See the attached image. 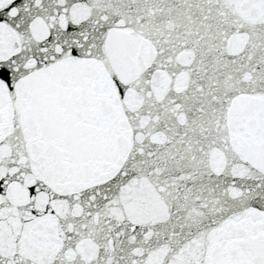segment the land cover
<instances>
[{"label": "snow or ice", "instance_id": "6c2138e0", "mask_svg": "<svg viewBox=\"0 0 264 264\" xmlns=\"http://www.w3.org/2000/svg\"><path fill=\"white\" fill-rule=\"evenodd\" d=\"M0 264H264V0H0Z\"/></svg>", "mask_w": 264, "mask_h": 264}]
</instances>
